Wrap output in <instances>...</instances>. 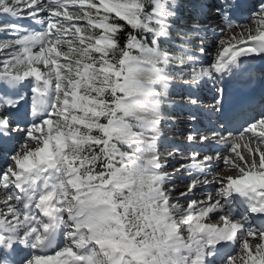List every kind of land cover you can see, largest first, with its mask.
I'll use <instances>...</instances> for the list:
<instances>
[{
    "label": "snow or ice",
    "instance_id": "6c2138e0",
    "mask_svg": "<svg viewBox=\"0 0 264 264\" xmlns=\"http://www.w3.org/2000/svg\"><path fill=\"white\" fill-rule=\"evenodd\" d=\"M257 58L264 0H0V264H264Z\"/></svg>",
    "mask_w": 264,
    "mask_h": 264
},
{
    "label": "bare ground",
    "instance_id": "6f19581e",
    "mask_svg": "<svg viewBox=\"0 0 264 264\" xmlns=\"http://www.w3.org/2000/svg\"><path fill=\"white\" fill-rule=\"evenodd\" d=\"M264 61H261V60H259L258 58L256 59V60H253V61H249V63H253L254 65H256V66H259L261 63H263ZM264 66V65H263ZM260 68V67H259ZM264 68V67H263ZM262 68V69H263ZM261 69V70H262ZM261 72L262 71H258V73H260L261 74ZM263 74H264V72H262ZM250 75H252V74H250ZM259 79V78H258ZM260 80V79H259ZM187 89H181V95L179 96L180 98H177L176 99V101L177 102H179V104H178V106L179 107H183V105H182V96H185L186 95V93H187ZM209 92H207V90H203L202 92H201V94L199 93V95L201 96V100H202V102H201V104L204 106V107H210V104H209V101L211 100L208 96H207V94H208ZM262 99H264V94H262L261 95V97L259 98V102H258V104L260 103V101L262 100ZM205 102V104H204V102ZM176 115H178V116H175L174 117V123H175V127H172V126H170V125H166V126H164L163 128H165V129H167L168 128V130H169V132H173V134H174V137H169V139L171 140V141H169V142H173L174 143V139L176 138V143H177V145L176 144H172V146H175L176 145V147H178L179 149H181L185 154L187 153V152H192L191 150H193L194 148H196V145H192V146H189V144H188V146L187 145H184V144H181V143H186L187 142V135L189 134V132L192 130V128L191 127H193V125L192 124H190V119L188 118L189 117V115H188V109H185V107L181 110H179V111H177L176 113H175ZM205 113H199L198 115H204ZM180 115V116H179ZM177 117V118H176ZM179 118H182V119H179ZM177 122H179V124L177 125L176 123ZM200 123H201V126H199V129H201V132H208V129H209V127L207 126V124H203V122H202V120H200ZM176 125L178 126V127H176ZM209 133V132H208ZM209 135H211V133L209 134ZM165 141V140H164ZM167 142H168V140H166ZM241 151H242V149H241ZM186 156V155H185ZM184 157V156H183ZM187 158V157H186ZM177 160H179V161H182V159H177ZM178 165V164H177ZM176 165V166H177ZM178 167H180V165L178 166ZM179 173H181V174H184V175H187V173H182V172H179ZM176 183H177V187L179 188V189H181V190H183L184 189V187H185V184L184 183H182L179 179H178V177H177V180H176Z\"/></svg>",
    "mask_w": 264,
    "mask_h": 264
},
{
    "label": "rangeland",
    "instance_id": "374dc122",
    "mask_svg": "<svg viewBox=\"0 0 264 264\" xmlns=\"http://www.w3.org/2000/svg\"><path fill=\"white\" fill-rule=\"evenodd\" d=\"M185 2H186V0H185ZM239 29H237V31H238ZM180 90L178 89L177 90V94H180ZM177 103H175V105H173V104H169L168 103V109H169V112H171L173 109H174V111H175V113L177 112V111H179L180 109L182 110L184 107H179L178 105H176ZM179 119H182V118H179ZM171 134H173V132H171ZM208 134H210V133H208ZM173 137H174V135H172ZM167 138H168V136H166ZM171 138V137H170ZM167 140V139H166ZM164 141L163 143H162V145H161V151H162V154L163 155H166L167 154V151L168 150H170V149H174V147H176V145H177V141H176V138L174 139L175 141H174V143H176V145L175 146H172V144H173V142H169V141H171V140H168V142L167 141ZM181 144H184V145H187L188 146V142H186V143H181ZM191 151H193V150H191ZM191 154V152H187L185 155H177V157H176V159H182V161H184V160H186L187 158L186 157H188V155H190ZM184 156V157H183ZM179 164L176 166V168L173 170V168H169L168 169V171H169V173H175V176L176 177H178V179L181 181V180H183V179H185L186 177H187V175H184V174H181V173H179L180 171H178V169H179ZM171 169V170H170ZM178 186V185H177ZM177 195H178V193H177Z\"/></svg>",
    "mask_w": 264,
    "mask_h": 264
}]
</instances>
